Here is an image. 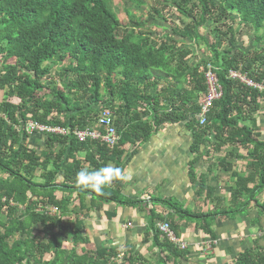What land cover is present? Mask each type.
Here are the masks:
<instances>
[{
	"label": "trees",
	"instance_id": "1",
	"mask_svg": "<svg viewBox=\"0 0 264 264\" xmlns=\"http://www.w3.org/2000/svg\"><path fill=\"white\" fill-rule=\"evenodd\" d=\"M127 16L122 29L112 0H0V264H193V250L181 238L191 226L202 242L209 239L210 251L217 249L216 221L248 220L264 232V0H161L140 21ZM244 36H252L250 46ZM191 43L204 48L194 63ZM208 67L222 96L200 125ZM231 71L252 85L232 79ZM104 110L114 119L115 145L70 135L95 128ZM28 122L68 135L45 132L38 152ZM181 123L192 138L189 180L203 197L200 210L174 197H126L119 180L104 195L77 182L82 168L123 172L126 157L162 126ZM211 152L220 154L212 171L229 175L223 198L194 168ZM109 204L144 214L139 246H99L85 234L91 212L116 217L104 209ZM164 222L185 248L159 230ZM259 236L233 258L205 264H264Z\"/></svg>",
	"mask_w": 264,
	"mask_h": 264
},
{
	"label": "crops",
	"instance_id": "2",
	"mask_svg": "<svg viewBox=\"0 0 264 264\" xmlns=\"http://www.w3.org/2000/svg\"><path fill=\"white\" fill-rule=\"evenodd\" d=\"M26 133L31 136L30 144L34 146L37 140L41 144L43 140L42 134L44 133H30L27 131ZM191 140V134L185 129L183 123L162 126L151 136L148 142L139 148L132 158L126 157L123 175L128 179L119 180L122 194L126 197H138L142 201H148L152 196L162 198L174 197L176 200L183 201L189 207L200 210L203 207V197L197 198L195 196L197 183H191L189 180L188 162L191 158ZM210 147L211 144L208 143L207 149ZM217 155L220 158V154ZM217 155H214V157ZM211 157L213 158V155ZM212 158L210 159L212 160ZM207 159L209 158L202 157L199 159L194 168L198 174L204 173V177L210 179L211 175L215 173L211 167L212 162L215 161H207ZM104 209L109 212L115 211L116 217L108 221L102 212L94 211L85 218L89 224L86 229L92 233L90 236L93 242L100 238V234L102 233L105 234L107 246L115 244L124 245L123 243L127 244L140 238L139 226L145 227L144 214L139 213L137 209L116 207L110 204L105 205ZM127 225H129V229L125 230L124 227ZM191 231L192 233L194 232L192 229L188 235H185V233L181 235V238L187 241L189 246L194 236V234L193 236L191 235ZM199 237L202 240L201 236ZM215 244L217 249L210 251L211 254H215L216 251L222 252V245L218 247L217 241ZM206 254L209 253H205L204 256ZM202 258L207 260L205 257Z\"/></svg>",
	"mask_w": 264,
	"mask_h": 264
},
{
	"label": "rangeland",
	"instance_id": "3",
	"mask_svg": "<svg viewBox=\"0 0 264 264\" xmlns=\"http://www.w3.org/2000/svg\"><path fill=\"white\" fill-rule=\"evenodd\" d=\"M157 1H161V0H112V7L114 12L117 14V17L120 20V23L122 25V29L123 27H127L130 24V17L127 16L128 12L133 15V18L136 20H142L144 17H146V14L148 12V9L153 6L155 3H157ZM164 10H167L166 8H164ZM168 11V10H167ZM165 15H167V13H164ZM170 19L174 22H176L177 19V13L170 11ZM165 28H167L169 30V26L167 24L164 25ZM154 30H156L154 28ZM157 33H164L162 30H156ZM203 34H205V30L202 31ZM165 36L161 37V39H165ZM243 38V42H244V46H250L252 43V36H244ZM192 49L195 52L192 60L193 63L195 61H197L201 56H202V52H203V47H201V45H194L193 43H191ZM202 48V49H201ZM202 50V52H201ZM0 69H1V65H0ZM58 67H55L52 73H56L58 71ZM57 75V74H56ZM55 75V77H57ZM49 82V80L47 81ZM59 85V84H58ZM0 98H3V95H1L0 93ZM259 120L261 122V133H262V139H264V116L260 115L259 116ZM37 149L38 152H40V142L35 141V145H34ZM211 150V147L210 149ZM213 155V158L211 157ZM214 155H217L215 153L211 152L210 158H212V160L209 158L207 159V161H216L217 159H219L218 155L214 157ZM207 157V156H206ZM217 157V158H216ZM216 158V159H215ZM205 159V158H204ZM203 160V159H202ZM206 160V159H205ZM215 163V162H213ZM236 168L239 170H243L245 167V163L244 162H236ZM201 167V166H200ZM202 171V170H201ZM215 173L213 175H211L212 177L210 179L206 178V181L208 184H210V186L215 187V191H214V195L216 197H224V188L226 189V187L228 186V177L229 175L223 171L218 170V171H214ZM222 172V173H221ZM220 173V174H219ZM209 175V174H208ZM58 196H60V194H57ZM264 198V195H263ZM212 203L210 202L209 205H211ZM255 216V212L251 211L249 213V218H252ZM103 217V216H100ZM86 222V228L87 226H89V224L87 223V220H85ZM262 225L264 227V220H262ZM216 234L219 235V239L217 240V245L218 247H222V252L220 251H216L215 254H211L210 250H209V239H207L206 241L202 242V240H200L201 236L199 233L197 232H190L191 235L194 236L192 237V243L189 246L192 249L194 248V250L191 253V262L193 264L199 263V264H205V263H218L221 262L223 259H231L235 256V254H237L238 252H240L244 247H248L252 244V240L257 236L260 237L259 235L263 234V237H261L259 239V244L264 246V232H258L257 231V227L253 226L251 227L250 224L248 223V220L243 221L242 223H233V222H228L225 221L223 223L216 221ZM125 230H127V228L129 229V225L124 227ZM191 230L193 229V226L190 227ZM140 229V238H138L136 241L133 240L131 241V243L135 246H139L140 241L142 240V232L144 231V227L143 226H139ZM86 235H92L91 232H89L88 229H86L85 231ZM222 234V235H221ZM185 235H188L185 233ZM197 235V236H196ZM91 237V236H90ZM63 241V248L67 249L68 251L71 249V244L65 240ZM222 242V244H221ZM95 243H97L99 246L100 245H107L106 239H105V234L102 233L100 234V238L95 240ZM111 244V243H110ZM125 244V243H123ZM124 246V245H123ZM147 247L148 244L143 245L141 247V252L144 253L145 255L147 254ZM201 247L207 249L204 250L202 252V250L200 249ZM230 249V250H228ZM205 253H209L206 254L204 256ZM222 254V255H221ZM221 255V256H220ZM205 257L207 260H205ZM209 261V262H207Z\"/></svg>",
	"mask_w": 264,
	"mask_h": 264
},
{
	"label": "built area",
	"instance_id": "4",
	"mask_svg": "<svg viewBox=\"0 0 264 264\" xmlns=\"http://www.w3.org/2000/svg\"><path fill=\"white\" fill-rule=\"evenodd\" d=\"M230 77L232 79H238L247 85H252L251 82L245 80L238 73L231 71ZM205 85H206V93L205 95L198 101L199 113H198V121L200 125H203L206 121L207 115L210 112V108L214 101L218 100L222 96V89L218 83V79L216 74L212 70L211 67L205 71ZM27 132H39V133H54L60 135H68V131L64 128L60 127H45L43 125H39L35 122H28L25 126ZM72 137L77 139L79 142H85L88 139L91 140H99L100 142L113 146L117 143L119 137L114 126V119L111 113L108 110H104L100 113L97 119V123L95 128L93 129H83L77 130L75 129L72 133H70ZM158 228L160 231L165 233L167 237L180 248L183 249L186 247V244L180 241L175 237L173 232L171 231L169 225L167 223H158Z\"/></svg>",
	"mask_w": 264,
	"mask_h": 264
},
{
	"label": "clouds",
	"instance_id": "5",
	"mask_svg": "<svg viewBox=\"0 0 264 264\" xmlns=\"http://www.w3.org/2000/svg\"><path fill=\"white\" fill-rule=\"evenodd\" d=\"M128 179L123 175L121 169L112 167L111 165L104 166L98 169L82 168L76 174L77 182L85 190H91L97 195H104L106 187L110 186L114 180Z\"/></svg>",
	"mask_w": 264,
	"mask_h": 264
}]
</instances>
